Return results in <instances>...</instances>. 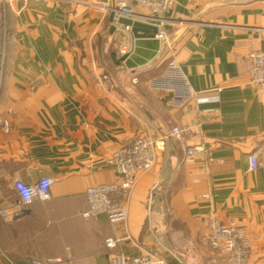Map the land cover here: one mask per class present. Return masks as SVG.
<instances>
[{
  "label": "crops",
  "instance_id": "obj_1",
  "mask_svg": "<svg viewBox=\"0 0 264 264\" xmlns=\"http://www.w3.org/2000/svg\"><path fill=\"white\" fill-rule=\"evenodd\" d=\"M104 1L0 4V264H109L114 253L224 264L201 241L212 218L243 227L248 264H264V94L249 84L248 63L264 50V0H173L168 40L180 34L168 48L116 29L94 5ZM172 58L196 92L179 109L147 86ZM173 128L186 130L183 139L154 149L125 223L84 219L86 190L116 181L111 154ZM199 145L202 153L186 154ZM43 177L52 179L50 198L16 214L14 183ZM107 238L122 241L109 250Z\"/></svg>",
  "mask_w": 264,
  "mask_h": 264
},
{
  "label": "built area",
  "instance_id": "obj_2",
  "mask_svg": "<svg viewBox=\"0 0 264 264\" xmlns=\"http://www.w3.org/2000/svg\"><path fill=\"white\" fill-rule=\"evenodd\" d=\"M16 1L19 0H0V4L9 6ZM94 5L103 12L113 13L115 20L125 18L154 26L157 28L155 39L161 43L168 41L166 27L171 24V20L167 18V14L173 6V0H106ZM115 28L130 33L129 27L115 23ZM128 53L129 46L127 44L119 48V54L122 57H127ZM248 63L249 84L264 94V50L250 52ZM147 86L152 92L169 94L167 105L174 109L182 108L196 98V92L174 58L167 62L161 74L147 81ZM4 126L5 122L0 118V127ZM185 132L184 128H173L169 135L158 139L138 136L120 145L106 163L114 171L116 181L111 184H98L86 190L88 209L82 213V217L90 219L104 216L109 224H124L127 218V197L138 176L154 164V149L164 150L168 136L182 140ZM202 152L203 148L200 145L186 148L188 156ZM247 164L250 171L257 170L259 163L256 155H250ZM52 183V179L48 177L41 178L35 184L16 181L13 185L18 197L14 207L16 214H21L33 200H48ZM125 239H129V236H126ZM120 241L122 239L107 238L104 241V246L113 250ZM201 241L213 256L224 264H248L249 262L250 240L245 229L234 222L224 224L217 219H210ZM60 263V259L54 258L34 264ZM109 264H163V262L159 257L150 253L135 257L114 253L109 259Z\"/></svg>",
  "mask_w": 264,
  "mask_h": 264
},
{
  "label": "water",
  "instance_id": "obj_3",
  "mask_svg": "<svg viewBox=\"0 0 264 264\" xmlns=\"http://www.w3.org/2000/svg\"><path fill=\"white\" fill-rule=\"evenodd\" d=\"M217 5L212 3V4H207L200 12L199 14L197 15V17L201 16L203 13H205L207 10L211 9V8H214L216 7ZM109 21L111 23H116V24H119L123 27H129L130 28V33L132 34V36L135 38V39H144V38H147V39H155V35L157 34V28L154 27V26H151V25H148V24H145V23H142V22H138V21H132V20H129V19H125V18H117L115 20V15L113 13H110V16H109ZM190 23H195L196 20L195 19H192L191 21H189ZM114 30V27L112 28ZM180 34V31H178L176 34H175V38L176 36H178ZM171 38L169 39L167 42H165L163 44V47L164 48H168L172 45L173 41L175 38ZM126 59V56H123L121 58V61H124ZM172 139V137L168 136L167 137V141H170Z\"/></svg>",
  "mask_w": 264,
  "mask_h": 264
},
{
  "label": "rangeland",
  "instance_id": "obj_4",
  "mask_svg": "<svg viewBox=\"0 0 264 264\" xmlns=\"http://www.w3.org/2000/svg\"><path fill=\"white\" fill-rule=\"evenodd\" d=\"M65 1H68V2H88V0H65Z\"/></svg>",
  "mask_w": 264,
  "mask_h": 264
}]
</instances>
